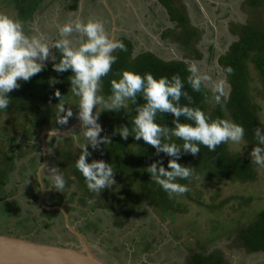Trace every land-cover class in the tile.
I'll return each instance as SVG.
<instances>
[{
    "label": "rangeland",
    "instance_id": "1",
    "mask_svg": "<svg viewBox=\"0 0 264 264\" xmlns=\"http://www.w3.org/2000/svg\"><path fill=\"white\" fill-rule=\"evenodd\" d=\"M175 1L188 16L190 26L199 33L198 38L192 40L187 48L182 47L172 36L159 40L161 31L166 28L175 29V24L157 0H106L116 17V38L126 36L136 41L132 55L151 51L164 60L183 59L188 65L195 64L200 73L210 75L212 81H216L226 77L217 58L237 40L232 29L261 21L250 25L248 32L252 35L254 32L255 38L258 33L264 32V0L258 7L249 6L247 0H201V10L190 0ZM66 3L67 0H0V12L17 15L25 21L26 32L43 35L47 39L55 38L57 25L75 18L98 19L110 34L111 23L102 0H85L79 16ZM31 4L33 10L24 17L23 13L29 11ZM50 53L53 55V48ZM247 66L249 95L259 106L257 118L264 126L263 84L254 65L248 61ZM203 84L210 89V81H203ZM229 91L230 85L227 82V97ZM69 102H74L73 98ZM54 105L52 101L40 105L38 101L28 98L26 107L31 110L36 106L45 112L49 109L55 112ZM24 113L16 115L13 120H10L9 113L6 118L4 113L0 114V178L6 175L5 183L0 186V231L22 235L31 231L28 237L34 241L71 245L68 242L72 240L62 237L66 235L63 216L47 223L41 216H35V226L31 220L37 213H34L37 210L35 200L39 196L35 170L41 164L40 140H34L31 132L40 135L42 129H65L69 124L56 127L55 114L52 113L53 123L44 125L40 131L32 130L27 122L33 117H25ZM225 118H229L227 113ZM80 132L81 124L73 128L71 134L55 137L45 134L43 165L46 168H58L57 144L61 139H72L67 143L69 147L63 150L74 152L80 149L83 142ZM227 146L230 151L250 160V146L245 145L241 152L230 142ZM252 165L256 178L251 182H207L202 178L192 182L188 185L189 191L174 195L178 210L171 209L166 214L142 198L138 199L137 208L132 214H128L131 207L122 201L121 195L124 194L125 181L135 176L131 165L120 174L116 185L102 190L99 195L87 194L75 183H67L63 192L46 187L40 196L46 193L48 196L45 199L59 201L68 210V224L85 227L88 243L95 246L96 252H99L98 249L103 251L102 258L110 263L140 264L142 257L146 259V264H194L192 256L202 254L203 257L212 255L211 262L214 264H264L262 252L250 253L235 241L239 229L236 219L244 216L245 220L253 210L264 207V168ZM46 168L41 171V175H44V184L50 187L45 175L48 171ZM240 196L249 200L244 203L239 199ZM90 198L95 201L92 205L87 204ZM230 230L233 233L227 235Z\"/></svg>",
    "mask_w": 264,
    "mask_h": 264
},
{
    "label": "clouds",
    "instance_id": "2",
    "mask_svg": "<svg viewBox=\"0 0 264 264\" xmlns=\"http://www.w3.org/2000/svg\"><path fill=\"white\" fill-rule=\"evenodd\" d=\"M52 48L57 50L58 57L50 53ZM117 49L123 51L126 46L122 40L112 39L98 19L75 18L59 24L55 38L47 39L43 35L26 32L25 21L17 15L0 12V113L7 117L6 109L11 100L8 93L20 87L18 81H28L41 72L46 67L44 61L58 60L52 63L53 70L58 73L70 70L69 89L72 97L76 98L74 103L78 107L76 115L81 122L83 140L74 167L84 178L87 189L97 195L116 185L112 164L103 159H87L91 156L89 147L96 150L101 144L111 143L109 136L100 135L103 128L98 117L102 111L123 109L129 113L134 110L130 126L123 124L114 128L113 135L118 134L124 140L131 135L134 140H143L151 145L157 154L162 152L170 157L167 167L156 160L146 168L150 179L169 196L189 191L187 184L178 181L195 176L193 167L178 163L182 155L195 156L201 145L212 152L218 145L229 142L241 152L249 143L242 124L227 118H211L200 107L192 106V98L184 90L185 83L198 92L203 81H210L214 103L219 105L227 98L226 77L212 81V77L200 73L195 64L188 65L189 74L183 80L179 74L154 77L150 72L140 74L120 69L118 74L113 73L117 78L109 80V93L103 94L102 78L112 71ZM231 71L230 66L224 68L225 73ZM57 82L56 78H49L50 86ZM53 94L58 98L54 105L56 122L66 124L73 116L72 108L65 107V95H61L58 89H54ZM138 96L142 103H137ZM181 97L187 103H181ZM157 113H170L172 126L157 123ZM49 135L57 136L56 130L49 131ZM252 135L255 143L249 152L250 163L264 168V127H254ZM173 137L181 143H176ZM45 168L40 164V168L35 170L40 187L63 192L66 186L64 174L59 168H46L48 187L40 178ZM94 202L91 198L87 200L89 205Z\"/></svg>",
    "mask_w": 264,
    "mask_h": 264
},
{
    "label": "trees",
    "instance_id": "3",
    "mask_svg": "<svg viewBox=\"0 0 264 264\" xmlns=\"http://www.w3.org/2000/svg\"><path fill=\"white\" fill-rule=\"evenodd\" d=\"M76 2L74 0L73 9L76 7ZM159 2L165 8L170 21L174 22L175 29H179V32L167 30L162 35V38L167 39L172 36L171 38L178 41L182 47L187 48L192 40L198 38V31L190 26L188 16L175 0H159ZM247 3L251 7H258L263 3V0H247ZM32 10L33 6L30 5L29 11L23 13L24 17L26 15L28 16ZM258 22L262 23L261 21ZM258 22H250L249 24L241 26L239 29H232V33L237 35V40L232 42L226 52L218 57V64L223 72L225 67L230 66L232 69L231 73L224 72L226 80L230 85V91L226 100H222V103L217 105L212 100L211 90L206 88L203 83L201 90L198 92L193 91L187 83L184 84V90L192 98V106L200 107L211 118H225V114L227 113L228 119L242 124L245 128V138L249 142L247 145L250 147L255 143L252 129L256 126L264 127L258 121L257 112L259 106L250 97L248 86L249 73L247 62L250 61L261 77L264 91V32L261 30L262 32L258 33L256 38L254 32L253 35L248 32L250 25L257 24ZM118 39L123 41L126 50H116L114 55L117 56V60L112 65V71L102 78V92L105 95L110 90L109 80L117 78L113 73L118 74L120 69H127L140 74L150 72L154 77H170L172 74H179L182 80L189 74L187 71L188 64L182 60H164L149 51H141L136 55H132L136 41L133 42L126 36H121ZM195 52L197 53L196 50ZM53 55L58 57L55 48H53ZM55 62H58V60L46 62V67L41 72L33 75L28 81H18L20 87L8 93L11 100L6 112L11 115L10 120L15 119L16 115H21V112L25 111V117L30 115L33 117V119L27 122L32 130H39L44 125L53 123L51 114L54 113V110L49 109L45 112L36 106L28 110L26 105L28 98L38 101L40 105L46 104L48 101L56 104L58 98L53 94L54 89H58L61 95H65V107H71L73 111V116L69 117L66 124H58L55 122L54 125L56 127L68 125L76 119L78 107L75 106L74 102L76 98L71 95L69 89L70 82L68 80L71 71L68 70L60 73L54 71L52 63ZM50 77L56 78L58 82L50 86ZM70 98H73L74 102L70 103ZM142 102V99L138 96L137 103ZM181 103H187V101L181 97ZM132 115H134V110L129 113H126L123 109L117 112L102 111L98 122L103 128L100 135L109 136L111 143L107 145L101 144L96 150L89 147L91 156L87 159L89 161L92 159H103L105 162L112 164L115 182H119L120 174L129 168L128 166H132L135 176L125 181V185L123 186L124 194L121 195L122 201L131 207V209H128V214H132L137 208L136 205L138 204L139 198L145 201L147 200L149 202L148 204L156 207V209H162L160 211L165 212V214L171 209L178 210L175 194L169 196L165 193L155 181L150 179V174L146 172L147 166L156 160H160L167 167L166 162L170 157H167L162 152L157 154L151 145L143 140H134L131 135L126 140L122 139L118 134L113 135L114 128L123 124H129L130 126ZM171 119L170 113H157L156 122L172 126ZM180 119L181 121L184 120L183 117ZM31 133L34 136V140H36L39 135L38 132L33 131ZM173 139L176 143H181L179 139L175 137ZM69 141H72L70 137L59 140L57 144L59 171L64 174L66 184L75 183L85 193L92 195L93 193L85 185L84 178L74 167V162L80 149H75L74 152L68 149L63 150L69 147L67 144L70 143ZM178 163L193 167L195 173V176L188 180H179L178 182L181 184L189 185L200 178L207 182L217 180L251 182L256 178V172L250 160L236 152L230 151L227 143L218 145L216 150L212 152H209L205 146L201 145L200 152L195 156L184 154L179 158ZM126 164L129 165L125 166ZM5 176L4 174L0 178V186L5 183ZM196 177L199 178L197 179ZM239 199L244 203L249 200V198H245L244 196H240ZM220 205L222 203L218 207ZM243 217L236 219L235 223L236 226H239L240 232L238 229V233L235 234V241L250 253L262 252L264 254V207L253 210L250 215L246 216L247 219L245 220H243ZM232 233L230 230L227 235H231ZM192 260L194 264H214L211 262L213 260L212 255L203 257L202 254H195L192 256Z\"/></svg>",
    "mask_w": 264,
    "mask_h": 264
},
{
    "label": "water",
    "instance_id": "4",
    "mask_svg": "<svg viewBox=\"0 0 264 264\" xmlns=\"http://www.w3.org/2000/svg\"><path fill=\"white\" fill-rule=\"evenodd\" d=\"M104 7L114 18L106 0H102ZM199 1V0H198ZM111 38H114L116 25L113 20ZM182 60L183 59H179ZM218 61V60H217ZM81 124L79 118L75 119L65 129H55L57 136L71 133V130ZM54 131L42 129L40 140L44 151V135ZM45 135V136H46ZM44 162L41 163L43 165ZM65 214V223L72 234L76 236L77 244H50L38 242L23 236L0 233V264H117L110 263L102 258L103 251L96 252L95 246L88 243L85 237L73 226L68 224L66 211L58 207ZM130 264V263H128ZM134 264V263H132Z\"/></svg>",
    "mask_w": 264,
    "mask_h": 264
},
{
    "label": "flooded vegetation",
    "instance_id": "5",
    "mask_svg": "<svg viewBox=\"0 0 264 264\" xmlns=\"http://www.w3.org/2000/svg\"><path fill=\"white\" fill-rule=\"evenodd\" d=\"M131 1V0H130ZM190 1H192L196 6H198V8H200V10H201V6H200V4H202V1L201 0H190ZM157 3L160 5V7H162V5L160 4V2H159V0H157ZM102 4H103V1H102ZM131 6H132V8L133 9H136V11H138L137 10V8H134L133 7V4H130ZM103 6H104V4H103ZM108 6H109V8H110V10L112 11V9H111V7H110V5L108 4ZM105 8V7H104ZM162 8H164V7H162ZM165 9V8H164ZM105 11H106V13L109 15V22L111 23V30H110V34H109V36L111 37V33H112V25H113V20H114V24L116 25V17L115 16H113L114 18H112V16H111V14L108 12V10L105 8ZM112 13H113V11H112ZM167 13V12H166ZM114 15V14H113ZM168 16V15H167ZM169 18V17H168ZM174 23V22H173ZM167 30H173V31H177V32H179V29H174V28H166V30L164 31H161V35L159 36V40H162L163 38H161L162 37V35L164 34V32H166ZM118 31V28H117V26H116V30H115V34H114V38L113 39H118V38H116V33H118L117 32ZM124 34V33H123ZM158 43H160L159 41H157ZM149 52H151V51H149ZM220 56V55H219ZM218 56V57H219ZM178 60V59H177ZM217 60H218V58H217ZM184 61V60H183ZM185 62V61H184ZM72 123V122H71ZM70 123V124H71ZM69 134H71V133H69ZM63 136V135H62ZM53 137H55V136H53ZM40 140V135H38V138L36 139V140ZM44 139H45V137H44ZM44 149H45V140H44ZM39 145V149H40V152H41V154H40V156H41V163L42 162H45V152L42 150V142H41V140H40V144H38ZM58 163V162H57ZM35 177H36V172H35ZM44 175H41V180L43 181V183H44ZM36 179H37V177H36ZM36 184L38 185V187H39V196L36 198V200H35V203H36V208H37V210L36 211H34V213H36V215L35 216H41V218L44 220V222H46L47 223V221H51L53 218H57V217H59V216H63V219L65 220V214L58 208V207H63V205L59 202V201H57V200H48V199H45V196H48L46 193L43 195V197H41L40 196V194H42V192L44 191V188H41L40 187V181L37 179L36 180ZM32 193V192H31ZM31 193H29V195H31ZM42 199H43V201H42ZM41 200V201H40ZM64 208V207H63ZM65 210V209H64ZM66 211V215H68V210L66 209L65 210ZM65 227H66V235H63L62 237H66L67 239H70V240H72V242H68L69 244L70 243H72V244H74V243H78V241H77V239H76V236L74 235V234H72L71 232H70V230L68 229V227L66 226V223H65ZM75 228V230H77V231H79V233H81L84 237H86V239H87V241H88V238H87V235H88V233L85 231V227H83V226H80V225H78V227L77 226H75L74 227ZM0 233H9V232H3V231H0ZM12 233H15V232H12ZM33 233V232H32ZM19 234V233H18ZM31 234V231H29V233L27 232V234H25V235H22V234H20V235H22V236H24L25 238H29L28 236ZM31 240H35V239H31ZM58 244H64V243H58ZM125 250V249H124ZM128 250V249H127ZM151 257H149V259H150ZM140 264H146V259H143L142 257H141V259H140Z\"/></svg>",
    "mask_w": 264,
    "mask_h": 264
},
{
    "label": "crops",
    "instance_id": "6",
    "mask_svg": "<svg viewBox=\"0 0 264 264\" xmlns=\"http://www.w3.org/2000/svg\"><path fill=\"white\" fill-rule=\"evenodd\" d=\"M77 1V2H76ZM73 2H74V0H67V3H66V5H67V7L68 8H70V10H72L73 8H72V6H73ZM75 2H76V7H75V9L74 10H76L77 11V14H78V16L81 14V12H82V9H83V5H84V3H85V0H75ZM31 6H33V4H31ZM33 8H34V6H33ZM105 9V8H104ZM19 209V208H18ZM9 214H11V213H9ZM32 217H34V218H31V220L33 221V225L35 226V224H36V218H35V215L34 216H32ZM66 219H67V217H66ZM123 221V220H122ZM78 227V226H77ZM119 227V226H118ZM117 227V228H118ZM2 234H7V233H2ZM8 235H16V236H22V235H20V234H15V233H8ZM24 237V236H23ZM85 239H86V237H85ZM87 240V239H86ZM106 249H109V248H106Z\"/></svg>",
    "mask_w": 264,
    "mask_h": 264
}]
</instances>
